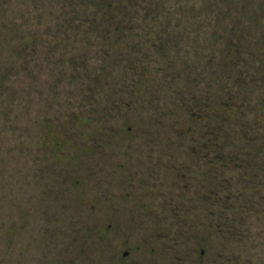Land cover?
I'll return each instance as SVG.
<instances>
[{
	"label": "rangeland",
	"instance_id": "1",
	"mask_svg": "<svg viewBox=\"0 0 264 264\" xmlns=\"http://www.w3.org/2000/svg\"><path fill=\"white\" fill-rule=\"evenodd\" d=\"M153 1L66 0L65 16L79 21L67 30L63 18L48 41L49 264H264V117L253 123L244 99L264 92V0H163L165 28L147 30ZM11 4L16 24L24 16L23 30H41L39 10ZM88 21L113 35L76 48L64 33ZM228 45L248 56L232 65L221 57ZM43 104L35 97L31 111ZM0 130V260L24 245L29 259L42 224L34 193L17 199L18 179L44 155L33 133L20 142ZM215 138L237 170L214 172Z\"/></svg>",
	"mask_w": 264,
	"mask_h": 264
},
{
	"label": "trees",
	"instance_id": "2",
	"mask_svg": "<svg viewBox=\"0 0 264 264\" xmlns=\"http://www.w3.org/2000/svg\"><path fill=\"white\" fill-rule=\"evenodd\" d=\"M23 1L31 4L36 11L39 10L38 14L35 12L33 20L34 22H37L36 24L41 30L33 31V28L31 30L30 28L29 30H27L28 28L23 30L22 27L24 28L30 19H26L22 16L24 23H22V25L16 24V9L12 6L11 0H0V126L4 127V129L11 130V132H13V137L18 134L19 138H21L20 142L24 138H27L28 135H31V133H33V138L39 140L38 149L44 155V159L41 160V163L36 162L33 168H30V179H18L20 187L18 186L17 188L18 192L16 197L18 200L20 199L22 190L26 191L25 193L30 191L32 195L34 193L37 197L36 205L39 204L36 206L35 211H38V214L36 212V216L38 221L41 222L42 227H40L38 238L35 240L34 244H32L34 247L30 248L29 252L31 254H29V259L22 256L26 255L24 250L28 247L27 245H24L25 248L22 250L8 253L11 254V256H5V261L0 260V264H49V211L46 205L48 203L49 184L45 182L44 176V171L49 168V70L47 69L45 61L48 55L50 61V57L53 53L46 51V49L50 39L53 36L57 37L54 30L56 27L60 26L63 18H66L64 23L67 25V30H70L72 24H75V22L77 23L79 19L77 13L72 18L70 16L68 18L65 16L67 8L66 0ZM83 2L85 7L93 4V0H83ZM163 13V0H154L147 11V17L149 20L147 30L153 28H165V22H163L162 18ZM91 22L94 23V20ZM91 22H89L90 25L85 24L80 28L81 32L79 35L66 30L64 38L73 42L75 46L91 45L96 47V40L90 37H94L93 35H95V37L99 36V38L103 39L113 35V33L108 32L102 34L94 32L92 30L94 24ZM166 26L168 27V24H166ZM20 48L28 53L29 57L34 60L31 67H29V65H18V59L21 55V51H19ZM55 48H57V46H55ZM221 51V57L228 60L232 65L240 64L241 61L248 56L247 51L242 45H228ZM78 58L81 57L77 55V59ZM259 58L257 59L258 62H262ZM73 59L76 60V57H73ZM100 59L106 62V58L103 55H100ZM218 60V57H215L213 59V64H216L215 62ZM77 61L78 60L75 62L77 63ZM214 70V84L219 87L220 85H218L217 82L219 78H221L218 77L220 76L221 68L215 67ZM257 70L262 77L258 78L256 82H258L259 79H264V64L259 65ZM62 82V78H57L54 82L55 87ZM22 83L25 84L23 87L20 86ZM102 87H104V85H102ZM53 89L55 91V88ZM98 94H100V92H98ZM35 97L42 99L44 103L42 106L43 109L38 113L31 111L32 101ZM244 99L250 106L248 113L252 118V122L258 124L262 121L264 113L259 114L261 106L258 105L256 107L259 109L258 110L254 107V104L257 103L259 99L264 103V92L260 93L258 89H255L245 96ZM190 119L193 122V116H190ZM192 122H190V125ZM242 135L243 137L240 138L241 142H243L245 146H248L249 142L252 141L251 138L247 137L246 132L242 133ZM180 137L181 135H179V138ZM237 140L238 138H233V142ZM215 141H218V139L215 138ZM218 142L217 144L214 142V147L219 154L213 152L215 155H210V158L212 162L216 161L221 167L216 168L215 165L214 172L216 173L217 171L222 175L229 166L233 167L234 170H237L239 164L236 159H234V161H229V159H226L227 156H224L223 148H225L227 144L222 143L221 140ZM21 154L22 151H20L19 155L21 156ZM206 155L209 157L208 154ZM225 179V181L230 180L229 178ZM13 208L16 210L19 209L18 206ZM16 236L21 238L17 243L21 240L27 239V234L25 233H20V235L17 234Z\"/></svg>",
	"mask_w": 264,
	"mask_h": 264
},
{
	"label": "flooded vegetation",
	"instance_id": "3",
	"mask_svg": "<svg viewBox=\"0 0 264 264\" xmlns=\"http://www.w3.org/2000/svg\"><path fill=\"white\" fill-rule=\"evenodd\" d=\"M87 125H90V124H87ZM100 128H103L102 126H100ZM102 129H99V131H101Z\"/></svg>",
	"mask_w": 264,
	"mask_h": 264
},
{
	"label": "water",
	"instance_id": "4",
	"mask_svg": "<svg viewBox=\"0 0 264 264\" xmlns=\"http://www.w3.org/2000/svg\"><path fill=\"white\" fill-rule=\"evenodd\" d=\"M126 255V254H125Z\"/></svg>",
	"mask_w": 264,
	"mask_h": 264
}]
</instances>
